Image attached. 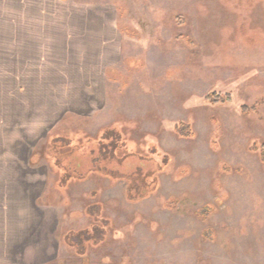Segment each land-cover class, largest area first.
Masks as SVG:
<instances>
[{
	"label": "rangeland",
	"instance_id": "rangeland-1",
	"mask_svg": "<svg viewBox=\"0 0 264 264\" xmlns=\"http://www.w3.org/2000/svg\"><path fill=\"white\" fill-rule=\"evenodd\" d=\"M113 126L167 158L157 190L133 203L125 181L59 188L53 140ZM258 144L264 0H0V165L24 186L7 223L21 243L0 264H264ZM94 225L107 234L86 254L64 243Z\"/></svg>",
	"mask_w": 264,
	"mask_h": 264
},
{
	"label": "trees",
	"instance_id": "trees-1",
	"mask_svg": "<svg viewBox=\"0 0 264 264\" xmlns=\"http://www.w3.org/2000/svg\"><path fill=\"white\" fill-rule=\"evenodd\" d=\"M206 101L214 105L232 103L229 95L217 93L209 95ZM251 110L242 108L243 114ZM176 133L182 138L193 136L191 126L184 123L176 126ZM51 148L53 166L59 173V188L66 189L70 184L87 181L92 176L113 182L125 181L127 200L133 203L148 198L157 190V175L164 171L168 162L167 158L161 161L155 158V150L150 155L131 151L123 131L116 126L105 128L97 138H87L83 142H76L73 138H55ZM254 150L259 151L264 166V144L256 145ZM207 212L208 208H205L200 214L205 215ZM88 214L97 213L90 209ZM106 234L105 227L94 225L90 229L69 232L64 237V243L75 248L77 254L82 256L90 246L103 241Z\"/></svg>",
	"mask_w": 264,
	"mask_h": 264
},
{
	"label": "crops",
	"instance_id": "crops-1",
	"mask_svg": "<svg viewBox=\"0 0 264 264\" xmlns=\"http://www.w3.org/2000/svg\"><path fill=\"white\" fill-rule=\"evenodd\" d=\"M4 37L6 38V36ZM3 45L4 49H7L8 42L4 40ZM110 46L112 45H108L107 48H105L112 49ZM101 47L105 49L102 43ZM100 53H103V51H100ZM3 166L6 168L7 165ZM14 167L15 166H13V168ZM5 168H2V164L0 165V263L4 257L6 258L8 255H12L13 253L17 255L16 253L18 251V243L20 244L21 240L20 238L16 237L17 234L16 231L13 230L14 228L11 227L10 231V227L7 224L9 220L8 213L12 214L16 211L15 209H12L9 204L15 203L17 201L22 202L24 199L22 197L24 194V186L18 180V176L19 179H23V175H18L16 169ZM4 171H7L6 174L1 173ZM12 199H14V202H11Z\"/></svg>",
	"mask_w": 264,
	"mask_h": 264
}]
</instances>
